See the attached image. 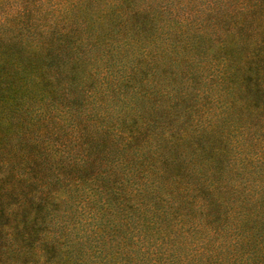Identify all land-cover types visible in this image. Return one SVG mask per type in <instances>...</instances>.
Returning a JSON list of instances; mask_svg holds the SVG:
<instances>
[{"label": "trees", "instance_id": "obj_1", "mask_svg": "<svg viewBox=\"0 0 264 264\" xmlns=\"http://www.w3.org/2000/svg\"><path fill=\"white\" fill-rule=\"evenodd\" d=\"M136 3L135 0V7ZM71 4L76 5L77 1ZM241 5L240 12L233 9L229 16L232 36L211 42L216 51L212 55L206 51L204 57L188 45L193 26L189 15L176 21L173 12L160 11L155 20L146 10L137 7L127 10L125 14L130 21L120 28L123 36H117V40L121 47L128 42L124 53L132 50V60L142 63L140 67L130 68L129 77L123 78L121 74L127 67L118 68L114 78L106 80L104 72L86 66L83 70L77 69V84H72L64 81L63 74L52 71V62L43 58L41 66L46 69L41 71L39 93L53 97L51 105L43 98L50 111L48 115L37 119L43 112L35 102L28 104L15 97L8 100L13 102L9 112L19 128L13 159L23 161L26 169L31 170L32 166L41 169L46 185L54 171L55 153L62 154L69 147L83 152L91 146L95 148L96 156L87 160L88 169L79 170L86 176H79L78 186L92 195L95 192L89 190V183L94 182L101 196L114 191L117 184L121 187L120 192L127 197L131 210L119 207V213L125 211L128 215L113 226L123 229L118 238L122 246L128 247L129 264H156L152 258H146L150 250L145 247L151 242L148 235L150 239L161 238L162 244L165 236L170 238L163 231L169 233L175 229L188 237L191 217L198 213L194 209L197 204L207 214H216L222 223H235L236 216L248 215L244 221L247 228L257 226L259 220L254 213L264 209V191L256 190V186L251 188L252 183L244 180L249 181L251 174L257 173H254L251 151L257 148L264 156V0H243ZM142 23L148 30L153 25L161 33L153 40L157 50L150 54L160 57L161 50L175 64L174 68L167 65L163 73L156 74L158 63L148 60L149 53L136 52L142 43L141 36H134L129 42L130 33ZM110 46L114 45L106 42L105 47ZM183 47L190 48L181 53ZM111 53L116 61L121 60V56ZM38 62L36 57L31 66L37 65L38 69L41 64ZM72 68L70 73H75ZM178 82L182 83V89L178 88ZM2 98L8 99L5 95ZM183 103H187L184 112L191 116L188 122L178 116L177 105ZM119 104L124 116L119 115L114 121L113 111L119 109ZM205 104L211 106L208 108L215 118L210 116ZM64 116L67 123L61 120ZM150 184L162 189L149 188L143 193L144 187ZM56 191L51 188L50 195L54 196ZM43 193L38 192L37 196L42 199ZM144 198L152 199L156 207L149 205L144 209ZM48 199L34 203L45 211ZM22 201L27 204L32 200L23 194L21 204ZM105 203L103 199L98 204L88 198L82 214L95 215L101 204L106 221L113 224L117 214ZM125 218L130 221L127 223ZM214 220L206 221L216 225ZM261 221L264 222V217ZM217 230L218 241L221 233ZM110 262L109 258L102 260L105 264ZM192 262L195 258H180L179 264ZM84 263L78 261V264ZM236 263L237 259L231 258L210 262ZM237 264H243L242 259Z\"/></svg>", "mask_w": 264, "mask_h": 264}, {"label": "rangeland", "instance_id": "obj_2", "mask_svg": "<svg viewBox=\"0 0 264 264\" xmlns=\"http://www.w3.org/2000/svg\"><path fill=\"white\" fill-rule=\"evenodd\" d=\"M76 1V5L71 4ZM242 1L136 0V7L146 10L147 15L155 17V20L160 11L173 12L176 21L184 20L189 15L193 26L188 45L194 48L192 51L196 50L204 57L206 51L210 55L216 51L211 42L228 40L232 36L229 16L233 9L240 12ZM133 3L135 0H0V264H78V261L85 262L84 264H105L102 263L103 258H109L111 264H129L128 247L122 246V241L118 238L123 229L113 226L114 222L119 224L120 219L128 215L124 210V214L119 213V207L131 210L127 197L120 192L121 187L117 184L114 191L101 196L95 189L94 182L89 183V190L95 192L92 195L83 192L78 186L79 176H86L85 172L81 173L79 170L88 169L87 160L96 156L93 154L96 152L95 148L91 146L92 150L83 152L76 147H69L62 154L55 153L54 171L46 185L41 169L36 166H32L31 170L26 169L23 161L13 159L12 150L17 148L19 142V128L16 118L9 112L13 102L8 100L15 97L24 99L28 104L35 102V106L43 112L37 119L48 115L50 111L46 104L48 102L51 105L53 97H43L39 93L41 71L46 69L41 66L43 58H48L50 64L52 62V71L63 74L64 81L72 84H77V69L83 70L86 66L104 72L106 80L114 78V72L118 68L127 67L121 74L123 78L129 77L130 68L135 65L140 67L142 63L132 60V50L127 53L129 56L124 53L123 48L129 46L128 42L121 47L117 36H123L120 28L130 21L125 12L135 10ZM152 26L148 30L142 23L137 30L133 29L129 42L134 40V36H141L142 43L136 52L149 53L148 60L155 65L158 63L155 73L161 74L167 65L174 68L175 64L161 50L160 57L150 54L157 50L154 38L161 36ZM106 42L114 46L105 47ZM190 47L181 48V53H185L184 50ZM111 52L121 56V60L116 61ZM36 57L40 60L38 63H41L38 69L37 65L31 66ZM71 64L73 68L70 67ZM71 68L75 73H70ZM177 86L183 88L180 82ZM4 95L8 99H3ZM117 106L120 110L114 108V121L119 119V115L124 116L121 104ZM186 106L187 103L177 105L178 116L188 122L191 116L184 112ZM205 106L210 116H213L212 109L208 108L211 106ZM25 109L23 118L26 116ZM61 120L68 122L66 116ZM250 154L254 173H257L251 174L250 180L244 182L252 183L251 188L256 186V190L263 192L264 156L257 148ZM150 185L148 188L144 187L143 193L149 188L157 191L162 189L154 184ZM51 188L53 192L57 190L54 196L50 195ZM126 188L129 190V185ZM38 192H44V196L49 198L48 209L45 211L34 203L40 199ZM23 194L32 201L27 204L22 201L21 204ZM45 197L42 199L45 200ZM88 198L98 204L101 199L106 202L108 208L117 214L112 219L113 224L106 221V212L101 209V204L95 215L89 217L82 214V206ZM143 204L144 209L149 205H157L148 198H144ZM200 205L197 204L194 208L198 213L191 217L188 237L175 229L169 233L163 231L162 234L166 233L170 238L165 236V243L162 244L161 238L150 239L148 235L151 242L145 247L150 250L146 253V258H152L156 264H179L180 258H195L192 264H210L228 261L229 258L237 259V263L242 259L243 264H264V222L261 221L264 209L255 211V217L259 221L257 226H252L249 230L244 222L248 215L236 216L235 223H222L216 214H207ZM157 209L160 208L157 206ZM172 215L174 216L171 212ZM125 219L126 222L130 221ZM207 219H215L216 225L208 223ZM198 226L206 229L200 230ZM216 229L221 233L218 241ZM142 233L147 234L144 229ZM157 236L156 234L155 237Z\"/></svg>", "mask_w": 264, "mask_h": 264}]
</instances>
